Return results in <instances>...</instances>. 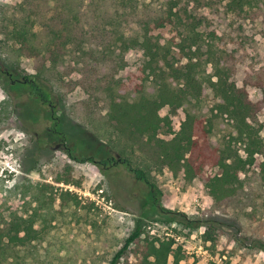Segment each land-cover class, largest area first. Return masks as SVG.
Instances as JSON below:
<instances>
[{"label":"rangeland","instance_id":"374dc122","mask_svg":"<svg viewBox=\"0 0 264 264\" xmlns=\"http://www.w3.org/2000/svg\"><path fill=\"white\" fill-rule=\"evenodd\" d=\"M141 1L155 2L165 9L173 7L172 22L154 29L151 38L165 48L164 52L171 53L178 66L187 62L185 53L190 51L189 43L185 52L178 45L193 36L198 42L192 51L202 48L201 79L214 72L209 51L224 50L235 56L238 85L246 86L253 100L261 98L264 37L248 20L228 12L225 1L205 0L202 5L200 0ZM128 59L129 66L117 76L122 89L131 92L140 84L153 87L154 80L143 71L142 54L131 52ZM64 60L63 67L82 66L73 54ZM19 67L24 73L36 74L33 59L23 58ZM3 71L0 212L6 217L16 211L24 215L27 208L36 207L43 215L50 206L54 207V213L45 219L40 217L36 225L49 232L43 244L52 252L49 264H110L138 224L143 230L141 242L132 244L118 264H145L146 244L170 238L175 241L176 254L169 257V264L175 260L180 264H264L259 244L264 242V157L257 156L255 164L241 174L236 202L225 209H215L205 185L208 178L220 172L218 168H207L201 176L186 180L182 174L161 168L146 148L122 154L70 117L69 107L87 99L83 91L69 93L65 100L51 96L42 101L22 83L23 72L12 68ZM78 77L76 73L73 78ZM161 115L170 117L171 130L165 127L159 136L169 140L179 131L185 115L181 109L169 106L161 110ZM259 119L264 139V109ZM240 154L245 155L242 149ZM73 157L86 160L78 162ZM128 161L157 185L162 193L161 207L186 213L190 218H215L223 223V234L215 243L206 242L204 227L189 231L172 221L170 214L146 206L150 188L129 170Z\"/></svg>","mask_w":264,"mask_h":264},{"label":"trees","instance_id":"16d2710c","mask_svg":"<svg viewBox=\"0 0 264 264\" xmlns=\"http://www.w3.org/2000/svg\"><path fill=\"white\" fill-rule=\"evenodd\" d=\"M222 1L228 12L248 20L264 37V0ZM172 17L173 7L165 9L141 0L0 1V71L23 72L22 83L42 101L51 96L65 100L69 93L83 91L87 99L69 107L70 117L122 154L146 148L161 168L182 174L186 180L201 176L207 168H218L220 172L208 178L205 186L214 208L225 209L238 199L241 174L255 164L257 156L264 157L259 119L264 87H260L261 98L253 100L247 87L239 86L235 79V56L224 50L209 51L214 72L201 79L202 48L192 51L198 42L193 36L178 45L185 52L189 43L190 50L185 53L187 62L178 66L171 53L151 38V32L164 28ZM131 52L142 54L143 71L154 80L153 87L140 84L127 92L118 83L117 76L129 66ZM70 54L80 59V68L61 66ZM23 58L33 59L36 74L20 71ZM76 73L79 77L74 79ZM167 106L179 108L185 115L179 131L169 140L159 136L163 128L171 130L170 117L161 115ZM127 165L150 188L146 206L170 214L172 221L189 231L204 227L206 242L215 243L223 234V223L215 218H190L161 207L157 185L142 169L130 161ZM51 207L43 215L36 207L27 208L24 215L16 211L6 217L0 212V264L51 262L52 252L43 245L49 232L36 228L40 217L54 213ZM142 234L138 224L110 264H118L132 244L141 242ZM174 244L172 238L150 240L145 264H169V257L176 254ZM259 244L264 251V242Z\"/></svg>","mask_w":264,"mask_h":264},{"label":"flooded vegetation","instance_id":"af4514ba","mask_svg":"<svg viewBox=\"0 0 264 264\" xmlns=\"http://www.w3.org/2000/svg\"><path fill=\"white\" fill-rule=\"evenodd\" d=\"M62 146V145H61ZM118 160H121L120 158Z\"/></svg>","mask_w":264,"mask_h":264}]
</instances>
